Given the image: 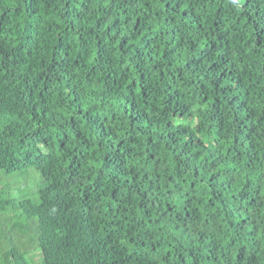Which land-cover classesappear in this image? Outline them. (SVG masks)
<instances>
[{
  "label": "trees",
  "instance_id": "16d2710c",
  "mask_svg": "<svg viewBox=\"0 0 264 264\" xmlns=\"http://www.w3.org/2000/svg\"><path fill=\"white\" fill-rule=\"evenodd\" d=\"M33 259L264 264V0H0V264Z\"/></svg>",
  "mask_w": 264,
  "mask_h": 264
},
{
  "label": "rangeland",
  "instance_id": "374dc122",
  "mask_svg": "<svg viewBox=\"0 0 264 264\" xmlns=\"http://www.w3.org/2000/svg\"><path fill=\"white\" fill-rule=\"evenodd\" d=\"M37 258H38V256H37ZM37 260V259H36ZM35 260L33 259V262H34ZM34 264H41L40 262H34Z\"/></svg>",
  "mask_w": 264,
  "mask_h": 264
}]
</instances>
